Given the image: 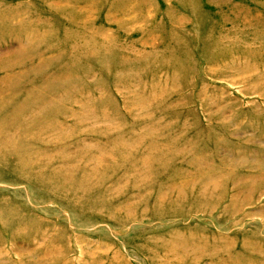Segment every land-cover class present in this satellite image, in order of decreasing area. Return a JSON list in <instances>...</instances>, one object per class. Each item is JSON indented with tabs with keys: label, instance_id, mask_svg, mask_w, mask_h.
Listing matches in <instances>:
<instances>
[{
	"label": "rangeland",
	"instance_id": "obj_1",
	"mask_svg": "<svg viewBox=\"0 0 264 264\" xmlns=\"http://www.w3.org/2000/svg\"><path fill=\"white\" fill-rule=\"evenodd\" d=\"M0 264H264V0H0Z\"/></svg>",
	"mask_w": 264,
	"mask_h": 264
}]
</instances>
